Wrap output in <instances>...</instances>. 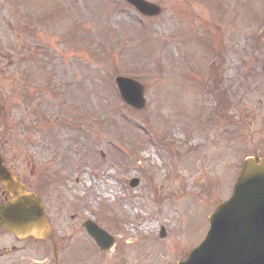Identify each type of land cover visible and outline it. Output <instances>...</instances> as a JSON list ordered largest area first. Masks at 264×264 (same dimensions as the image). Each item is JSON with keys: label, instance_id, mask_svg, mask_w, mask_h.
I'll return each instance as SVG.
<instances>
[{"label": "rangeland", "instance_id": "obj_1", "mask_svg": "<svg viewBox=\"0 0 264 264\" xmlns=\"http://www.w3.org/2000/svg\"><path fill=\"white\" fill-rule=\"evenodd\" d=\"M148 1L154 19L121 0H0V157L47 207L57 243L39 259L183 262L232 195L239 147L264 150V117L231 126L263 76L264 0ZM119 76L143 85L144 109L122 100Z\"/></svg>", "mask_w": 264, "mask_h": 264}, {"label": "water", "instance_id": "obj_2", "mask_svg": "<svg viewBox=\"0 0 264 264\" xmlns=\"http://www.w3.org/2000/svg\"><path fill=\"white\" fill-rule=\"evenodd\" d=\"M146 16L155 17L161 8L145 0H127ZM124 101L137 110L145 107L144 88L138 82L117 79ZM0 183L12 199L0 205V225L21 236L46 237L47 220L42 201L35 194L25 193L17 178L0 160ZM137 180L131 185L135 187ZM211 229L204 243L181 264H264V160L248 161L239 178L233 197L217 206L211 216ZM85 226L99 246L108 250L113 240L91 222ZM166 236L164 230L160 235Z\"/></svg>", "mask_w": 264, "mask_h": 264}, {"label": "flooded vegetation", "instance_id": "obj_3", "mask_svg": "<svg viewBox=\"0 0 264 264\" xmlns=\"http://www.w3.org/2000/svg\"><path fill=\"white\" fill-rule=\"evenodd\" d=\"M260 57L255 63L256 70L264 71V61H260ZM259 74H263V76L253 77L249 80V87L246 89V94L244 96V101L249 104L245 109L248 114L244 112L239 121L249 118L253 113H258L255 117L257 120H262L261 117H264V72H260ZM255 98L256 101H254ZM263 130L264 129L256 131ZM248 135L249 137L259 136L258 134ZM247 142L249 141H245L244 143ZM260 145L264 146V140L261 141ZM242 148V167L236 169L237 175L241 174L245 161L248 158H264V150H257L254 144H246L242 146ZM19 179L25 184L22 177H19ZM10 199V194L0 185V204H5ZM54 247H56V241L54 240L53 234L52 237L47 240L37 239L35 237H20L0 226V264H73L70 258L58 259V257L55 256L54 258L47 257L43 260L44 258L39 259L36 257V253L43 248L50 251V249L53 250Z\"/></svg>", "mask_w": 264, "mask_h": 264}, {"label": "trees", "instance_id": "obj_4", "mask_svg": "<svg viewBox=\"0 0 264 264\" xmlns=\"http://www.w3.org/2000/svg\"><path fill=\"white\" fill-rule=\"evenodd\" d=\"M211 76L213 77L214 86L217 85L219 83V79L221 78L217 67L212 69ZM218 100H219L220 108H223L226 106V101L224 99V96H221Z\"/></svg>", "mask_w": 264, "mask_h": 264}]
</instances>
